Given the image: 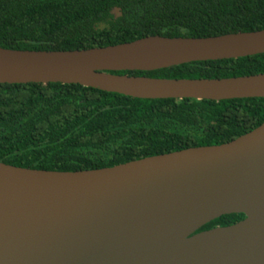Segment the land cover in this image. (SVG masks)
<instances>
[{
  "label": "water",
  "instance_id": "obj_1",
  "mask_svg": "<svg viewBox=\"0 0 264 264\" xmlns=\"http://www.w3.org/2000/svg\"><path fill=\"white\" fill-rule=\"evenodd\" d=\"M264 54V30L147 36L72 51L0 48V84L79 85L141 100L264 98V73L117 75ZM239 222L198 232L225 215ZM0 264H264V121L218 146L58 172L0 162Z\"/></svg>",
  "mask_w": 264,
  "mask_h": 264
},
{
  "label": "trees",
  "instance_id": "obj_2",
  "mask_svg": "<svg viewBox=\"0 0 264 264\" xmlns=\"http://www.w3.org/2000/svg\"><path fill=\"white\" fill-rule=\"evenodd\" d=\"M264 30V0H0V48L72 51L147 36ZM264 73V54L117 75L223 79ZM264 121V98L141 100L60 83L0 84V162L75 172L218 146ZM225 215L198 232L235 224Z\"/></svg>",
  "mask_w": 264,
  "mask_h": 264
}]
</instances>
